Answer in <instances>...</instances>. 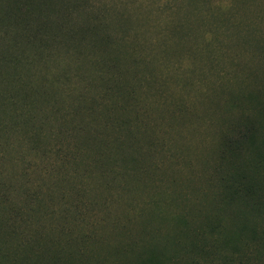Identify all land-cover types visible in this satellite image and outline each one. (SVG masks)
I'll return each mask as SVG.
<instances>
[{
	"label": "rangeland",
	"instance_id": "374dc122",
	"mask_svg": "<svg viewBox=\"0 0 264 264\" xmlns=\"http://www.w3.org/2000/svg\"><path fill=\"white\" fill-rule=\"evenodd\" d=\"M85 1L78 5L110 16L121 11L118 0ZM201 7L230 11L251 31L214 49L220 62L203 67L206 78L193 84L185 82L208 53L172 55L171 80L146 53L135 21L102 19L125 33L128 54L139 59L137 69L131 58L122 63L128 81L121 87L92 82L108 53L103 48L70 42L57 25L18 26L7 35L0 24V51L7 57L0 58V124L8 143L36 147L61 176L73 178L67 185L87 215L67 226L71 239L86 242L73 264H264V0H203ZM205 31L192 36L193 45L208 40ZM51 33L57 37L46 36ZM150 72L158 82L149 90L138 81ZM16 75L22 83L14 82ZM240 134L247 137L242 142ZM7 154L8 175L23 163L46 165L15 145ZM30 174L35 181L36 172ZM93 178L107 179L105 187ZM49 235L63 246L68 237L55 230ZM2 241L0 248L12 255L6 247L15 243ZM12 258L0 257V264L54 263L47 254Z\"/></svg>",
	"mask_w": 264,
	"mask_h": 264
},
{
	"label": "trees",
	"instance_id": "16d2710c",
	"mask_svg": "<svg viewBox=\"0 0 264 264\" xmlns=\"http://www.w3.org/2000/svg\"><path fill=\"white\" fill-rule=\"evenodd\" d=\"M78 2L79 0H0V24H6L7 35L12 34L11 29L15 31L18 26L34 27L36 31H39L41 28L57 25L61 37L65 36L70 42H84L83 46L88 48H103L108 53L103 61L95 66L98 69L95 70L92 82L94 80V83L98 82L103 86L113 82L116 87L125 86L128 81V78L125 80L128 72L123 70L124 64H122L126 58H131L136 63L135 69L139 67V59L128 54L126 48L128 45L126 47L124 45L125 33L119 34L118 30L111 28L107 21L102 20L107 16L113 20L120 18L135 21L145 43L146 53L169 75L168 78L171 80L176 73V69L168 60L172 55L182 58L187 54L189 58L194 59L208 53V61L203 64L198 73L194 74L191 81L185 82L192 84L193 81L199 82L206 78L203 67L214 69L218 65L220 57L216 56L213 50L221 51L224 40H233L237 43L251 31L250 25H241L242 23L237 22L236 16L230 11L222 15L206 12L201 7L203 0H118L121 11H115L111 16L101 8H81ZM144 22L145 24L148 22V26L154 24L159 29L152 32L148 26H140ZM206 28L209 31H205ZM204 31L210 33L208 40L203 45H193L192 36L199 32L203 34ZM46 36L55 39L57 34L51 33ZM155 36L159 38L156 43ZM13 46L18 47L15 44ZM21 57L22 54H18L14 59L18 60ZM0 58L6 60L7 57H4L0 51ZM90 61L96 63L98 60L92 58ZM152 75H154L153 72L149 73V78L140 76L138 83L145 82L147 88L152 89L158 82V79ZM17 80L22 83V78L18 75L14 77V82ZM27 89L22 88L24 91ZM103 95L105 98L109 96V90L104 89ZM134 124L136 131L138 125ZM3 130L0 124V149H2L0 153V241L3 238L2 242L12 240L15 244L13 249L5 246L12 255L0 248V257L5 259L15 257V262H19L23 258L47 254L49 260L54 262L53 264H73L77 256H82L83 245L86 242L71 239L67 226L69 222L82 224L87 217L83 214L85 207L81 204L82 202L67 185V183L74 185L73 178L67 175L61 176L53 163L54 160L46 158L36 147L26 145L22 140H11L8 143L11 138ZM245 138L247 137L240 134L237 141L242 142ZM12 145L17 146L22 152L33 151L37 157H41V160L38 157L39 162L45 161L46 165L40 167V163H34L33 166L27 167L23 163L22 168L16 170L13 175H8V166L4 163V159ZM75 155L73 154L72 157H77ZM252 159L256 158L252 157ZM96 163H99L98 159ZM30 172H36L35 181L29 180ZM133 172L137 173V171ZM112 180H114L113 177ZM106 181L107 179L101 181L100 178H93L94 185L100 183L99 185L104 184L105 187ZM51 230L68 236L64 246L59 240L50 238ZM20 250H22L21 254ZM149 251L155 253L152 247H149Z\"/></svg>",
	"mask_w": 264,
	"mask_h": 264
}]
</instances>
